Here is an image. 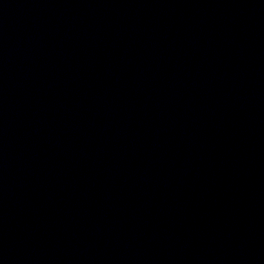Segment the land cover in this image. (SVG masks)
<instances>
[{
	"label": "water",
	"instance_id": "1",
	"mask_svg": "<svg viewBox=\"0 0 264 264\" xmlns=\"http://www.w3.org/2000/svg\"><path fill=\"white\" fill-rule=\"evenodd\" d=\"M0 264H264V0H0Z\"/></svg>",
	"mask_w": 264,
	"mask_h": 264
}]
</instances>
